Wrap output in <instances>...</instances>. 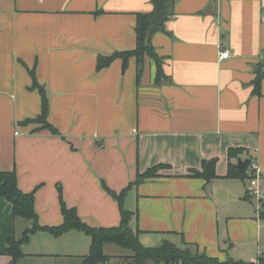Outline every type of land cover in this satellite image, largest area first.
<instances>
[{
	"label": "crops",
	"instance_id": "crops-1",
	"mask_svg": "<svg viewBox=\"0 0 264 264\" xmlns=\"http://www.w3.org/2000/svg\"><path fill=\"white\" fill-rule=\"evenodd\" d=\"M154 9L153 0H0V172L15 170L19 188L36 191L43 226L63 221L61 189L88 225L116 227L119 204L105 187H130L124 206L144 246L170 242L222 262L258 263L264 220L251 185L227 175L238 160L229 150L243 149L261 167L264 189V77L254 92L256 67H264V0H173L151 40L160 83L148 57L140 81L134 57L125 71L121 59L98 71L100 55L136 48L137 15ZM220 51L230 57L220 61ZM31 70L58 134L25 123L42 113ZM214 159L209 184L191 177ZM158 165L168 167L135 184ZM25 220L0 199V264H12L6 241L31 227ZM50 238L52 254L22 249L18 264L49 255L82 264L90 252L81 232Z\"/></svg>",
	"mask_w": 264,
	"mask_h": 264
},
{
	"label": "trees",
	"instance_id": "trees-1",
	"mask_svg": "<svg viewBox=\"0 0 264 264\" xmlns=\"http://www.w3.org/2000/svg\"><path fill=\"white\" fill-rule=\"evenodd\" d=\"M173 0H169L167 7L169 8ZM154 13L137 15V46L133 51L115 52L111 55H100L97 60V70L100 71L109 67L115 60L123 61V70L128 67L129 59L134 57L137 62V78L140 81L145 59H152L157 67L156 82L160 83L165 77L163 73L162 58L157 54L152 41L150 45H146V33L149 27V20ZM163 29V25L161 29ZM30 74L33 78V90H38L42 99V113L36 120H28L25 123L42 124L45 129L50 130L53 134L58 131L53 128L47 121L49 114V101L45 87L41 86L36 79L35 70H31ZM255 79V94H260V83L264 77V67L257 65ZM244 153L243 149H230L228 152L229 159H238ZM217 160L203 162L202 169L191 170L192 178L203 179L209 184L214 180L216 175ZM168 166L158 165L148 169L145 173L137 175L135 184H140L145 180L158 177V172ZM254 175V174H253ZM254 177V176H253ZM251 177L250 179H252ZM227 178L229 179H248V171H240L237 165L230 163ZM106 191L119 204L120 208V224L112 228L92 227L84 222L78 214L76 208H69L64 200L62 190H59L61 200V212L63 221L57 226H43L39 221L36 211V191L25 193L18 185V177L16 171L0 172V199L5 200L12 207L15 218H22L31 221V227L23 232L20 238L11 237L6 241V254L12 259V264H18V261L25 256L23 246L29 243L32 235L38 232H46L54 237H61L70 232H81L91 238V247L89 254L84 258L82 264H107L111 257L106 255L105 246L113 245L123 250L131 252L126 255L125 261H132L135 264H264V256L258 263L245 262L242 260L228 259L220 261L218 258L210 257L204 254H192L188 248H180L177 245L164 242L159 247H146L139 239V232L132 227L131 221L133 213L124 206L126 196L130 187L124 189L121 193H116L105 187ZM245 198H249V195ZM260 219L264 220V207L259 212Z\"/></svg>",
	"mask_w": 264,
	"mask_h": 264
},
{
	"label": "rangeland",
	"instance_id": "rangeland-1",
	"mask_svg": "<svg viewBox=\"0 0 264 264\" xmlns=\"http://www.w3.org/2000/svg\"><path fill=\"white\" fill-rule=\"evenodd\" d=\"M253 172L251 170L248 171V179L238 182L241 187H249L250 186V178L253 177ZM237 189V188H236ZM240 189V188H238ZM242 189V188H241ZM254 202L256 205H258V201L254 198ZM26 223H31L29 220H25ZM40 235V234H38ZM44 235V237L42 236ZM38 236V238H35V236H31L29 243L27 245L25 244L23 246V250L26 252H47L52 254L56 247H54V244L48 243L47 240L51 239L49 234H42ZM84 237V236H83ZM86 237V236H85ZM86 241V240H85ZM82 245V244H81ZM26 246V247H25ZM106 255L110 256V262L107 264H127L125 262V256L131 255V252L127 250H123L121 248H118L116 246L110 245L109 248L106 250ZM25 257V256H24ZM78 260L76 258H64L61 256V258L57 256H41V257H33V256H27L26 260L23 262V264H75ZM22 263V262H21Z\"/></svg>",
	"mask_w": 264,
	"mask_h": 264
},
{
	"label": "water",
	"instance_id": "water-1",
	"mask_svg": "<svg viewBox=\"0 0 264 264\" xmlns=\"http://www.w3.org/2000/svg\"><path fill=\"white\" fill-rule=\"evenodd\" d=\"M169 0H153L155 9H154V15L149 20V27L146 33V45H150L152 37L155 33L159 32L161 29V26L164 24L167 13H168V7L167 3ZM253 163V159L245 158L243 159L241 156L237 160V168L240 171H247L251 164ZM190 251L192 254H196V250L194 248H190ZM127 264H135L132 261L127 262Z\"/></svg>",
	"mask_w": 264,
	"mask_h": 264
},
{
	"label": "built area",
	"instance_id": "built-area-1",
	"mask_svg": "<svg viewBox=\"0 0 264 264\" xmlns=\"http://www.w3.org/2000/svg\"><path fill=\"white\" fill-rule=\"evenodd\" d=\"M230 57V53L228 51H220L219 52V60H227ZM251 171L254 174V177L250 180V185L252 187L251 195L258 201L257 212L259 214L262 207H264V189L260 186L259 181L262 175V169L254 160L250 166Z\"/></svg>",
	"mask_w": 264,
	"mask_h": 264
}]
</instances>
